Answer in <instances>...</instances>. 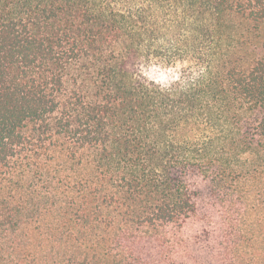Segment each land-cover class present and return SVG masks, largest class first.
<instances>
[{"label":"trees","instance_id":"obj_1","mask_svg":"<svg viewBox=\"0 0 264 264\" xmlns=\"http://www.w3.org/2000/svg\"><path fill=\"white\" fill-rule=\"evenodd\" d=\"M0 264H264V0H0Z\"/></svg>","mask_w":264,"mask_h":264}]
</instances>
